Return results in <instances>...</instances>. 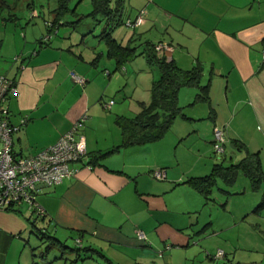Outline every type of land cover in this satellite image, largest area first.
Listing matches in <instances>:
<instances>
[{"label": "crops", "instance_id": "obj_1", "mask_svg": "<svg viewBox=\"0 0 264 264\" xmlns=\"http://www.w3.org/2000/svg\"><path fill=\"white\" fill-rule=\"evenodd\" d=\"M8 1L3 3L15 24L19 16ZM22 6L38 17L35 0ZM123 6L130 12L126 19L142 15L143 23L113 30L114 39L137 54L122 66L108 56L97 28L81 40L75 36L79 23L61 24L70 28L62 35L59 26L49 33L51 7L39 38L0 32V75L18 90L3 108L13 125L26 119L13 134L15 155L39 152L87 117L79 129L87 156L71 164V177L37 195L46 213L37 219L39 228L80 240L92 264L98 263L94 256L104 264H264V206L257 208L264 184L255 188L239 171L231 183L217 177L205 196L187 182L248 153H257L264 172V0H123ZM46 35L49 42L40 46ZM87 36L94 39L82 50ZM159 42L173 46L168 59L179 68L201 67V86L179 89L182 113L162 138L125 147L122 118L134 119L151 102L160 76L142 53ZM130 91L137 96L128 100ZM215 127L230 148L220 160L213 157ZM158 169L165 170V179L152 176ZM28 230L20 209L0 211V264H6L12 237ZM140 231L145 240L138 238ZM220 250L223 257H213Z\"/></svg>", "mask_w": 264, "mask_h": 264}, {"label": "trees", "instance_id": "obj_2", "mask_svg": "<svg viewBox=\"0 0 264 264\" xmlns=\"http://www.w3.org/2000/svg\"><path fill=\"white\" fill-rule=\"evenodd\" d=\"M54 1L57 5L51 11L54 15L53 20L49 22V24L47 23L49 33L53 32L61 24L70 23L74 25L80 22L79 19L72 22L65 20L67 15L75 13V9L70 7V3L73 0ZM82 1L83 0H77L76 4ZM90 2L92 4V11L89 13V16L96 19V23L104 22V26L97 36L106 43L108 56L115 58L119 66L135 58L137 54L134 48L130 45H121L113 37V30L120 25H124L127 20L123 18V0H90ZM49 38L50 35L43 36L39 40L40 46L47 44ZM154 45L155 44L147 45L142 54L146 56L149 63L157 66L160 76L159 79L152 84L151 102L148 105H143L141 112L134 119L122 118L120 125L124 136L123 146L125 147L134 144L153 142L162 138L169 130L175 118L182 113V108L177 104V93L179 89L185 86H201V67L194 66L191 69L183 70L175 64L174 60L168 59V57L164 55L157 54L154 51ZM233 144L237 145L235 142H233ZM238 147L242 149V146ZM107 154L108 153L101 154L99 157L101 158ZM223 156L224 154L222 157ZM259 160L257 153H248L236 164L225 166L222 163H218L214 166L213 174L201 178L190 179L187 182H192L200 192L208 196L212 187L216 185L217 177L222 178L227 181V183H231L234 182L239 171H244L252 180L255 188H260L261 185L264 184L262 183V180H264V172H262ZM262 206H264V197H262L257 208H262ZM32 214L34 215L32 220L27 218L30 230H37L39 238L49 242V246L46 250L54 246L55 243L63 245L55 236L49 235V232L44 230L45 228L42 229L36 226V220L40 217L44 218L45 215L37 216L34 213ZM80 247L82 246L79 245V248L75 249V251L78 252ZM42 259H47L46 254L42 255ZM33 264L38 263L34 262Z\"/></svg>", "mask_w": 264, "mask_h": 264}, {"label": "built area", "instance_id": "obj_3", "mask_svg": "<svg viewBox=\"0 0 264 264\" xmlns=\"http://www.w3.org/2000/svg\"><path fill=\"white\" fill-rule=\"evenodd\" d=\"M143 23V16L138 15L134 20L127 19L125 25L135 28ZM173 46L167 43H156L154 51L166 57L172 56ZM264 57V50H262ZM72 77L80 84L85 79ZM18 93L15 82L4 75H0V211L16 209L18 205H25L37 216H44V208L37 202L36 197L45 188L61 183L71 177L76 170L71 164L81 161L86 156L84 140L79 136V129L86 121L84 115L65 134L60 136L53 144L33 155L17 156L13 150V134L26 119H22L20 125H13L8 121L7 111L3 104L10 95ZM113 102L111 101L107 107ZM226 140L221 128L213 129L212 149L217 156L225 154ZM155 179H165V170L158 169L152 172ZM138 238L145 240V235L140 231ZM80 245V240H76ZM223 251H218L213 257H223Z\"/></svg>", "mask_w": 264, "mask_h": 264}, {"label": "rangeland", "instance_id": "obj_4", "mask_svg": "<svg viewBox=\"0 0 264 264\" xmlns=\"http://www.w3.org/2000/svg\"><path fill=\"white\" fill-rule=\"evenodd\" d=\"M7 1L8 0H6V2ZM28 1L29 0H9L8 1L9 3H11L10 6H13L14 10H16L15 14L19 16L18 21L15 22L14 24L13 22L9 21V13H10L9 6H6L3 3V0H0V32L4 30L5 32H12V33H17V34L22 33L26 35L28 39H32V38L36 39L42 35V32L45 29L43 20L51 19L50 10H53L56 7L57 3L54 0H51V1L35 0L36 5L38 6L36 7V10H37L36 12L38 13V17L32 18V15L29 9L22 6L23 4H26ZM12 2H14V4H12ZM76 3H77V0H73L70 3V7L75 9V16H73L74 17L73 20L75 21L78 17L81 18V22H79L78 27L75 31V36H77L81 40L79 36L83 34L84 32L91 30L92 28H97L96 33L99 34L103 28L102 26L103 22L96 23V19H93L91 16H89V13L92 11L90 0H83L82 2L78 4ZM128 13L130 12L125 9L123 18H125ZM5 19H7V21H5ZM8 21L9 23H12V24H8V26L6 27V22ZM4 24H5V27H4ZM98 27H100V29H98ZM59 29H61L60 31L61 35L64 33L63 30H70V28H68L67 26L65 27L59 26ZM45 32L46 31H44L43 33ZM85 39L86 40L83 43V47L81 46L82 50L84 49L85 43L93 41L94 38L92 36L91 38L87 36ZM101 46L103 47L104 44L102 43ZM104 61H107V60L104 59ZM101 63L103 64V60L101 61ZM124 68L125 67H122L121 70L119 71L123 72ZM128 93L129 94H126L128 96L127 98L128 100L131 98H135V96H137L135 95L134 97H131L133 96L131 91ZM118 102H122L120 100V97H119ZM225 149H226V152L228 153L227 155H229L230 148L226 146ZM213 157H215V159L217 160H220L219 159L220 156H217L215 153H213ZM224 162H223L224 165L228 166V163L226 161ZM218 184L219 186L222 185L221 182H218ZM214 193H216V190L214 191ZM256 197H258V195H256ZM16 209H20L22 216H24L26 219L30 218L33 215L31 210H29L27 206L25 205H18L16 206ZM41 225H42L41 221L36 220V226L41 227ZM234 233L240 234L239 230L234 231ZM38 235L39 234L37 230H28L25 233H21L19 236L12 237L11 243L8 245L9 247L8 249H6L8 253L6 264H33V262L35 263L37 262L38 264H47V263L49 264L50 263L51 264H92V261L90 260L91 254L88 251H85L84 249H82V247H80V250L78 252L75 251V249L79 248V245L76 244L75 239L72 235H62L59 232L56 233L55 231L49 230V235L51 236L56 235L55 237L59 239L61 244H63L64 246L55 243L54 246H52L51 248L49 247L48 250H46V248L49 246V242H47L45 239H40ZM259 237L260 239H262L261 236ZM69 248L73 250H70ZM217 252H215L214 255H216ZM43 254L47 255L46 256L48 259L47 263H45V261L42 260ZM62 255H63L62 259H57L58 257H61ZM206 255L212 256L213 254L210 253V251H206L205 256ZM94 258L96 262H98L99 264H104V262H102L101 260H98L96 256L92 257L93 261H94ZM98 263L94 262V264H98ZM206 263H209V261Z\"/></svg>", "mask_w": 264, "mask_h": 264}, {"label": "water", "instance_id": "obj_5", "mask_svg": "<svg viewBox=\"0 0 264 264\" xmlns=\"http://www.w3.org/2000/svg\"><path fill=\"white\" fill-rule=\"evenodd\" d=\"M47 256V255H46Z\"/></svg>", "mask_w": 264, "mask_h": 264}]
</instances>
